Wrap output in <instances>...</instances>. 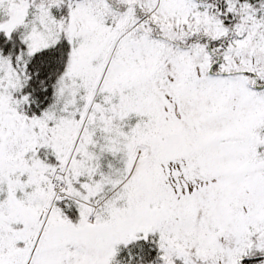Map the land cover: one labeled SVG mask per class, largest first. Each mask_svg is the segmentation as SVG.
<instances>
[{
    "label": "snow or ice",
    "instance_id": "1",
    "mask_svg": "<svg viewBox=\"0 0 264 264\" xmlns=\"http://www.w3.org/2000/svg\"><path fill=\"white\" fill-rule=\"evenodd\" d=\"M0 264H264V0H0Z\"/></svg>",
    "mask_w": 264,
    "mask_h": 264
}]
</instances>
